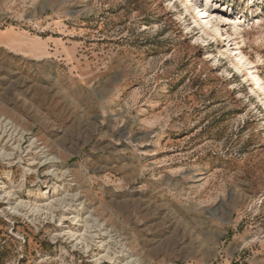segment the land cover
<instances>
[{
  "label": "rangeland",
  "instance_id": "1",
  "mask_svg": "<svg viewBox=\"0 0 264 264\" xmlns=\"http://www.w3.org/2000/svg\"><path fill=\"white\" fill-rule=\"evenodd\" d=\"M240 52L264 0H0V264H264Z\"/></svg>",
  "mask_w": 264,
  "mask_h": 264
},
{
  "label": "bare ground",
  "instance_id": "2",
  "mask_svg": "<svg viewBox=\"0 0 264 264\" xmlns=\"http://www.w3.org/2000/svg\"><path fill=\"white\" fill-rule=\"evenodd\" d=\"M222 39L225 40L224 41L225 43L228 42V38L225 39V37H222ZM240 54L242 55V57L240 56ZM235 57H236V61L241 65V67L250 73L251 78L253 79L254 83L257 85V88L259 89V92L261 94H263V96H264V82L259 76L256 75V71H254L255 66H253V63H251L248 59H246V57L241 52L235 53ZM260 100H261V98H259V101ZM261 105H262V103H261ZM262 106H264V105H262Z\"/></svg>",
  "mask_w": 264,
  "mask_h": 264
}]
</instances>
